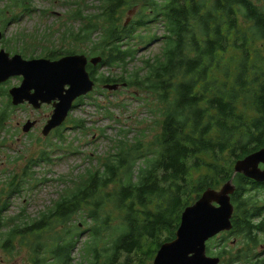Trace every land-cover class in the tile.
<instances>
[{"label":"trees","instance_id":"1","mask_svg":"<svg viewBox=\"0 0 264 264\" xmlns=\"http://www.w3.org/2000/svg\"><path fill=\"white\" fill-rule=\"evenodd\" d=\"M29 1L0 7V25L29 10L13 9ZM97 1V9L92 0L73 1L63 23L70 46H53L42 56H101L98 65L87 66L96 86L126 83L137 98L153 96L161 119L130 140L120 136L106 158L96 157L99 164L60 177L56 198L35 216L11 213L12 196L25 191L31 166L49 162V153L43 149L19 176L9 173L0 184V249L11 255L25 247L30 264H151L161 244L175 238L183 209L234 176L237 218L227 233L240 236L242 245L229 248L223 237L208 254L223 264H264L254 250L264 232V206L247 196L253 189L248 178L234 175L238 159L264 146L261 0ZM135 7L131 21H122ZM13 38L5 43L19 42ZM158 42V51L141 56V45ZM14 50L34 57L26 47ZM104 66L121 73H100ZM0 88L10 101L7 88ZM8 118L0 113V138ZM69 126L85 129L82 119L66 120L54 130L62 141ZM248 205L258 207L262 218L244 214Z\"/></svg>","mask_w":264,"mask_h":264},{"label":"rangeland","instance_id":"2","mask_svg":"<svg viewBox=\"0 0 264 264\" xmlns=\"http://www.w3.org/2000/svg\"><path fill=\"white\" fill-rule=\"evenodd\" d=\"M73 1L75 0H31L29 3L25 2V6H14L13 9L19 14L22 13L23 7L30 6L31 8L22 13L18 19L11 20L6 26L0 25L2 32L0 48L11 54L22 55L19 50H14L15 46L17 48L26 47L27 56L47 58L42 55L53 46L56 48L69 47V38L64 37L67 25L63 23L74 8V4H71ZM7 3L12 2L1 0L0 7ZM96 3H98L97 0H92L95 9L98 7ZM136 10L135 7L128 11L122 21L129 23ZM73 24L76 29L79 27L78 21H73ZM155 30L157 35L164 32L160 26ZM13 37H17L19 42L5 43L6 39ZM134 42L135 39L130 44ZM160 43L147 49L141 45V56L158 51ZM99 72L119 74L121 69L104 66ZM20 83L21 77H13L0 87L7 88L9 92L11 87L18 86ZM134 91V88L127 86H119L117 90L104 89L103 84L99 87L94 86L92 92L80 101H76L78 103L65 119L67 121L73 118L82 119L85 129L79 131L70 126L65 128L63 141L55 131L48 136L42 134L43 127L53 112L51 104H44L38 109L28 103L14 106L11 99L9 101V97L0 94V113L3 111L9 113L0 138V184L9 173L19 176L32 159H39L43 149L47 150L50 158L49 162L41 160L31 166L29 174L32 182L27 184L24 192L12 196L10 212L19 213L24 210L25 214L35 216L56 198L57 192L62 187L60 177L78 174L91 163L99 164L97 160L106 158L107 153L114 148L116 140H119L123 134H126L130 140L145 128L155 129L156 123L161 119L155 98L151 95L137 98ZM28 121H35V125L32 130L24 132L22 127ZM48 143H54V146L49 147ZM247 196H255L258 197V201H264V195L258 190L250 189ZM223 237H227L225 242L229 248L238 249L242 245L240 236L224 232L208 240L207 251L216 252V247ZM258 238L260 242L254 250L262 254L259 258L264 259V232H258ZM28 257L25 247L11 255L0 249V264H30Z\"/></svg>","mask_w":264,"mask_h":264},{"label":"water","instance_id":"3","mask_svg":"<svg viewBox=\"0 0 264 264\" xmlns=\"http://www.w3.org/2000/svg\"><path fill=\"white\" fill-rule=\"evenodd\" d=\"M1 39L0 31V43ZM101 60V56L89 59L85 54L77 53L58 59H26L21 54H11L0 48V84L11 77L22 76L20 85L9 89L13 105L28 102L38 109L43 104H52L53 112L42 130V134L47 136L63 124L74 101L94 89L96 82L87 65L89 62L96 65ZM103 87L116 90L119 84H105ZM34 125L35 121L26 122L23 131H30ZM261 163H264V147L238 159L234 164V174L264 182ZM235 188L232 177L219 190L208 188L194 203L186 206L175 238L161 244L153 264H220L219 257L207 255V241L232 229L234 206L231 195Z\"/></svg>","mask_w":264,"mask_h":264},{"label":"flooded vegetation","instance_id":"4","mask_svg":"<svg viewBox=\"0 0 264 264\" xmlns=\"http://www.w3.org/2000/svg\"><path fill=\"white\" fill-rule=\"evenodd\" d=\"M263 6H264V0H261V3ZM76 103V102H74ZM264 147V146H263ZM260 168L261 169H264V163H261L260 164ZM248 180L251 182V186L253 187L254 190H258L262 195H264V182H256L254 179H251V178H248ZM237 188V187H236ZM236 191V190H235ZM234 193L231 195V202L234 206V210H233V215H232V223L236 220L237 218V205L233 202V200L235 198H237L239 195H237L236 193ZM264 201H259V206L260 207H263L264 206ZM243 209V212L244 214L245 213H248L249 215H251V219L254 220V221H258L260 218V209H258V207H251V205H248L246 208H242ZM263 213H264V210H263ZM239 219V218H238ZM249 220V219H247ZM234 225V224H233ZM223 234V233H221ZM220 235V234H219ZM156 255V254H155Z\"/></svg>","mask_w":264,"mask_h":264},{"label":"bare ground","instance_id":"5","mask_svg":"<svg viewBox=\"0 0 264 264\" xmlns=\"http://www.w3.org/2000/svg\"><path fill=\"white\" fill-rule=\"evenodd\" d=\"M76 106V104L74 105V107Z\"/></svg>","mask_w":264,"mask_h":264}]
</instances>
